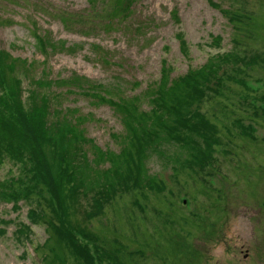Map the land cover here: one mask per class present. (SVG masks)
<instances>
[{
    "label": "rangeland",
    "instance_id": "374dc122",
    "mask_svg": "<svg viewBox=\"0 0 264 264\" xmlns=\"http://www.w3.org/2000/svg\"><path fill=\"white\" fill-rule=\"evenodd\" d=\"M219 54L230 56L210 62ZM205 64L210 83L188 88L195 116L174 123V142L144 149L122 104L148 110L164 72ZM77 78L93 93L80 94ZM0 82L49 99L47 121L89 139L63 152L84 153L83 178L95 183L111 155L127 159L105 200L66 183L62 208L42 185L16 205L0 195V264H264V0H0ZM42 151L54 156L49 143ZM9 158L0 192L22 186Z\"/></svg>",
    "mask_w": 264,
    "mask_h": 264
},
{
    "label": "trees",
    "instance_id": "16d2710c",
    "mask_svg": "<svg viewBox=\"0 0 264 264\" xmlns=\"http://www.w3.org/2000/svg\"><path fill=\"white\" fill-rule=\"evenodd\" d=\"M44 36V33L41 36L37 35V45L48 44V41L45 42ZM228 56L230 54H219L210 62L217 61L216 64H220ZM205 65L188 75L185 74L182 77L170 80H167L164 72L158 84L149 92L147 101L150 104V108L148 110L137 112L132 104H122V108L125 111L123 123L128 130H133L134 134L137 133L143 136L141 141L144 143V149L158 151L157 145L161 141L170 143V141L176 140L174 135L176 130H173L174 123H186L191 118L189 115L195 116L197 109L195 110L196 106L192 104L193 100L189 96L188 88L191 85H208L210 83V80H206L211 73L210 66ZM200 81H202L201 84ZM62 83L66 84L67 82ZM16 84L19 85L18 80ZM53 84L57 86L58 82H52L50 85L47 82L48 87L53 86ZM86 84L82 78H77L73 85L80 91H78L80 94H92L93 92H86L87 88L94 90L93 88L96 84L89 83L90 87ZM2 85L0 82V137H4V141L0 143V157L2 155L10 156V160L21 166L17 180L22 186L17 188V190L13 187L9 188L7 192L2 190L0 192L1 198L6 201H12L16 205L19 197L27 199L30 192L41 191V187H44L50 194V198L59 208H62L60 200L63 183L70 184L69 189L71 191H74L79 186H89V190L96 189L98 198L103 197L104 200L109 198L115 184L113 175L119 166L126 164L127 159H122L120 163L116 156L113 155L114 157H112L111 154L107 153H103V156L99 151L98 158L102 159L104 157L106 159L111 157V167L104 171L102 175L99 173L96 176L95 183L90 177L88 179L86 177L83 178L81 175V163L85 160L84 153L79 152L76 156L75 152L72 153L73 155H71V152L67 155L63 154V152L64 150H70L71 144H76L77 150L83 142H89V139L81 138L75 128V124L68 123L65 119V123L59 120L47 121L48 116L53 115L52 112L55 110L48 111L50 114L45 110L50 105L53 108L49 99L39 96L37 102H33L32 100L35 99V96L32 90L26 96V99L23 100L19 98V91L15 92L14 88L11 91L9 87L4 90L1 88ZM16 89L20 90V92L22 90L20 86H17ZM66 90L72 92L70 88ZM192 106L195 108H191ZM134 112L137 113L136 116ZM188 131L193 133L191 129ZM160 132L164 134H160ZM196 133L200 134L198 131ZM181 137H183V141L180 140L181 142H188L193 144V148L200 149V142L195 137H189L188 135ZM45 143H49L52 146L54 156L45 158V153L42 151V146ZM141 149H137L141 151V156L135 162L141 160L143 156L144 151ZM198 150L194 151V158L206 156L205 152L197 153ZM2 151L3 153L1 154ZM45 151H48L47 147ZM64 156L67 161L63 160L65 159ZM89 170H92L94 175L97 173L96 169L89 168ZM115 176L116 178L118 177L117 172ZM40 185L42 186L40 187ZM33 214L35 215L34 212ZM29 216L32 217V214L30 213ZM87 260L91 263L93 260L92 256H87Z\"/></svg>",
    "mask_w": 264,
    "mask_h": 264
},
{
    "label": "flooded vegetation",
    "instance_id": "af4514ba",
    "mask_svg": "<svg viewBox=\"0 0 264 264\" xmlns=\"http://www.w3.org/2000/svg\"><path fill=\"white\" fill-rule=\"evenodd\" d=\"M244 256L246 257L247 256V253Z\"/></svg>",
    "mask_w": 264,
    "mask_h": 264
}]
</instances>
